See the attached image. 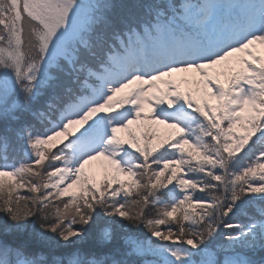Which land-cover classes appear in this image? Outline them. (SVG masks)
<instances>
[{
    "label": "snow or ice",
    "instance_id": "obj_1",
    "mask_svg": "<svg viewBox=\"0 0 264 264\" xmlns=\"http://www.w3.org/2000/svg\"><path fill=\"white\" fill-rule=\"evenodd\" d=\"M0 264H264V0H0Z\"/></svg>",
    "mask_w": 264,
    "mask_h": 264
},
{
    "label": "rangeland",
    "instance_id": "obj_2",
    "mask_svg": "<svg viewBox=\"0 0 264 264\" xmlns=\"http://www.w3.org/2000/svg\"><path fill=\"white\" fill-rule=\"evenodd\" d=\"M167 131H169V130H168V129L161 128V129H160V134L163 136L164 134L167 133ZM58 139H59V138H58ZM58 146H62V145H58ZM93 170L96 171L97 174H99L100 169H99L98 165H94V166H93Z\"/></svg>",
    "mask_w": 264,
    "mask_h": 264
},
{
    "label": "trees",
    "instance_id": "obj_3",
    "mask_svg": "<svg viewBox=\"0 0 264 264\" xmlns=\"http://www.w3.org/2000/svg\"><path fill=\"white\" fill-rule=\"evenodd\" d=\"M196 194H197V195H201V194H200V193H198V192H197Z\"/></svg>",
    "mask_w": 264,
    "mask_h": 264
}]
</instances>
